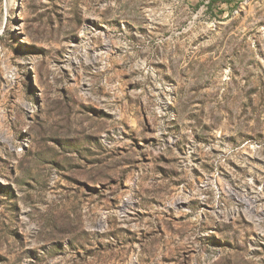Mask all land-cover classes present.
Returning <instances> with one entry per match:
<instances>
[{
	"label": "rangeland",
	"instance_id": "obj_1",
	"mask_svg": "<svg viewBox=\"0 0 264 264\" xmlns=\"http://www.w3.org/2000/svg\"><path fill=\"white\" fill-rule=\"evenodd\" d=\"M208 1L0 0V264H264V0Z\"/></svg>",
	"mask_w": 264,
	"mask_h": 264
},
{
	"label": "trees",
	"instance_id": "obj_2",
	"mask_svg": "<svg viewBox=\"0 0 264 264\" xmlns=\"http://www.w3.org/2000/svg\"><path fill=\"white\" fill-rule=\"evenodd\" d=\"M228 1L229 0H224L223 2H226L227 3ZM213 2H214L213 0L208 1V3H207L208 6L211 7V5H212ZM199 5H200V2L196 4V6H199Z\"/></svg>",
	"mask_w": 264,
	"mask_h": 264
}]
</instances>
